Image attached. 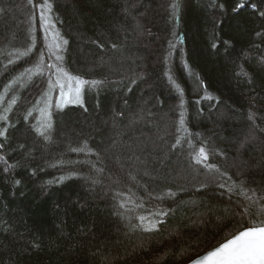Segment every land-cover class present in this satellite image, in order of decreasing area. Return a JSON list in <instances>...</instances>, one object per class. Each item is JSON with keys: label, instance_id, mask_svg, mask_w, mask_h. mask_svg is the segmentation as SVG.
<instances>
[{"label": "trees", "instance_id": "trees-1", "mask_svg": "<svg viewBox=\"0 0 264 264\" xmlns=\"http://www.w3.org/2000/svg\"><path fill=\"white\" fill-rule=\"evenodd\" d=\"M40 2L0 0V264H185L250 226L247 197H264V132L249 120L264 129V0H51L60 66L104 81L62 108L47 54L43 75L24 72L49 47L30 24ZM201 146L220 172L192 160Z\"/></svg>", "mask_w": 264, "mask_h": 264}, {"label": "snow or ice", "instance_id": "snow-or-ice-1", "mask_svg": "<svg viewBox=\"0 0 264 264\" xmlns=\"http://www.w3.org/2000/svg\"><path fill=\"white\" fill-rule=\"evenodd\" d=\"M29 4H33V0H28ZM244 0H241V4H243ZM256 5H253L255 7ZM171 7L175 8V4ZM35 12L32 17H30V24L34 23L38 18L40 21V28L43 30L45 39L51 35V29L54 27V22L51 20V13L53 11V6L51 4V0H42V2L34 5ZM260 15L264 16V12H261ZM56 35H59L57 32ZM62 44L66 45L68 43L67 40H64L60 37ZM215 47V45H213ZM35 45L33 44L28 50L24 52H20L17 59L20 56H28L31 54L32 48ZM102 47V45H101ZM113 48L116 45H112ZM63 48L60 43H57L55 46V50H53L50 46L48 47L47 53L45 51L40 52V61L36 65L37 71L33 73L32 68H26L24 70L25 73L29 75H43V69L40 65L43 63V57L47 54L49 57V63L46 65L48 69V86L51 90L59 91V99L57 101V108H62L68 104H79L83 106V91L85 86H89L90 88H96L104 83V81L100 80H87L80 76L71 75L67 72L62 66H60L59 62L63 61ZM55 58V62H51L52 58ZM14 61L10 60L9 63H13ZM23 75V73L21 74ZM15 83V78L13 81H10L8 85H5V90L11 88L12 84ZM136 80H132V84H135ZM131 91V89H129ZM3 96H0V101H3ZM39 102V101H38ZM16 100L13 99L9 103V108L6 111L11 110V105L15 104ZM183 103V102H182ZM50 107V105H49ZM150 114V113H149ZM31 115V112L29 113ZM27 119V117H25ZM0 120H7L6 116L0 115ZM249 120L252 121L253 128L264 132V129L259 128V125L255 123L254 114L250 112ZM181 124H183V113H181ZM51 127V125H49ZM4 130H0V136L5 135ZM251 135L245 137L241 146L243 147L244 143L250 142V140L256 139L255 133L250 130ZM40 135L44 136L47 140L49 139L43 132ZM199 135V134H197ZM181 144V139L177 138L176 143L172 145L173 148H176ZM2 147V145H0ZM72 151H77V149H72ZM209 152L206 151L204 146L198 148L197 152L192 156V160L197 165H203L209 171L220 172V169L215 164L207 163L209 159ZM223 155V153H220ZM2 159V157H0ZM95 167V165H93ZM7 170V169H6ZM102 171V170H101ZM224 177H227L228 180H231V177L228 176L227 173L221 174ZM95 182V181H94ZM19 183V181H17ZM235 183V182H233ZM220 188H226L227 185L225 183L219 184ZM229 192H232V188L227 189ZM242 191L248 192V189H243ZM252 195L247 198L251 201L250 206L244 207L243 214H248L256 217L257 219H253L251 221V225L244 227L243 230L236 232L232 235L231 239H227L226 242L219 244L218 247H214L212 250L208 251L206 254L201 255L195 259L190 261V264H264V219H258L261 216H264V204H261L260 210L253 212L252 205L260 204L261 200H264V197L255 198V190H251ZM121 207H124L123 202H121ZM160 217H166L168 215L167 212H159L157 214ZM139 220L141 224L146 221L144 216H140ZM150 223V227L144 228L143 230L146 232L158 231L157 224L163 223V220H157L156 223ZM136 226L134 225L133 228Z\"/></svg>", "mask_w": 264, "mask_h": 264}, {"label": "rangeland", "instance_id": "rangeland-1", "mask_svg": "<svg viewBox=\"0 0 264 264\" xmlns=\"http://www.w3.org/2000/svg\"><path fill=\"white\" fill-rule=\"evenodd\" d=\"M52 20V19H51ZM51 31V35L48 36V44L49 46L55 50V46L57 43H60L62 45V41L60 39V36L59 35H56L57 31L55 29V26L50 30ZM57 101L59 99V91H58V94H57ZM57 103V102H56Z\"/></svg>", "mask_w": 264, "mask_h": 264}, {"label": "water", "instance_id": "water-1", "mask_svg": "<svg viewBox=\"0 0 264 264\" xmlns=\"http://www.w3.org/2000/svg\"><path fill=\"white\" fill-rule=\"evenodd\" d=\"M243 230V229H242ZM241 231V230H240ZM232 238V236L230 237V238H228V239H231ZM227 240V239H226ZM226 240L225 241H223L222 243H224V242H226ZM221 244V243H220ZM219 245H217L216 247H218ZM213 249V248H212ZM212 249H210V250H212ZM210 250H208V251H210ZM208 251H206V252H204L203 254H200V255H198V256H196L195 258H197V257H199V256H201V255H204V254H206ZM195 258H193V259H195ZM191 261V260H190ZM190 261H188L187 263H185V264H190Z\"/></svg>", "mask_w": 264, "mask_h": 264}]
</instances>
